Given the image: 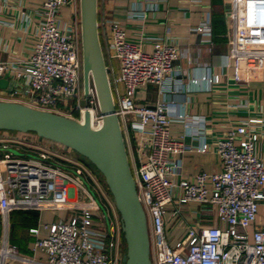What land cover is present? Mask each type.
<instances>
[{"label": "built area", "instance_id": "obj_1", "mask_svg": "<svg viewBox=\"0 0 264 264\" xmlns=\"http://www.w3.org/2000/svg\"><path fill=\"white\" fill-rule=\"evenodd\" d=\"M149 2L150 7L156 4V0ZM41 4L29 53L0 61V78L6 76L20 84V90L3 92L0 99L64 114L80 122L88 112L90 126L97 129L102 115L96 92L91 84L86 95L82 88L79 0H42ZM64 6L72 10L69 21L62 19L60 10ZM225 17L226 63L231 60L238 72L242 60H264V0H228ZM107 24L111 34L109 57L119 63L118 73L109 76L115 114L138 198L149 222L152 264H264V222H257L260 206L264 205V160L256 152L260 137L256 126L263 118H248L210 144L203 138V117L179 108L172 114L165 100L136 105V92H144L149 85L157 86L162 95L174 86L179 89L174 65L179 48L174 41L157 39L152 50L145 52L138 42L129 40L120 21L109 19ZM195 29L208 31L209 26L202 22ZM221 79L219 74L202 70L189 82L194 88L200 83L210 88ZM67 98H73L74 107L65 113ZM174 119L197 139L191 149L214 150L219 155L218 172L199 171L194 182L180 177L175 157L186 149L185 133L171 134L168 126ZM131 133L135 135L137 160L130 152ZM0 143L2 217L16 209L68 213L67 218L45 225L46 235L34 240L33 249L45 255L35 264H122L124 243L119 216L110 218L107 206L114 205L106 191L99 205L85 186L87 175L99 182L85 165L46 149L41 138L31 133L22 138L2 137ZM190 202L210 208L206 213L209 222L186 226L184 236L170 244L165 213L170 208L175 218L190 214ZM31 231L38 232L35 228ZM7 258L30 261L3 241L0 264Z\"/></svg>", "mask_w": 264, "mask_h": 264}, {"label": "crops", "instance_id": "obj_2", "mask_svg": "<svg viewBox=\"0 0 264 264\" xmlns=\"http://www.w3.org/2000/svg\"><path fill=\"white\" fill-rule=\"evenodd\" d=\"M150 0H97L98 31L108 74L118 73L117 59L110 58V30L107 20H118L129 40L138 42L145 52H150L154 40L174 41L179 48L174 65L177 69V82L166 95L158 93L157 86L149 85L144 92H136V105H154L165 100L170 113L178 108L186 113L204 118V140L210 144L214 139L248 118H263L256 127L260 137L256 152L264 160V60H242L238 72H235L231 60L226 63L228 52L227 23L225 13L228 0H156L153 7ZM42 0H0V61L25 57L35 41L38 28V14ZM62 19L69 21L73 17L70 7L60 10ZM209 26L208 31L195 28L200 23ZM205 71L219 74L221 81L208 88L200 83L194 88L189 78ZM12 79V78H11ZM13 81H16L12 79ZM176 89V90H175ZM0 89V94L7 92ZM21 95L24 94L21 92ZM172 135L185 133V151L175 159L180 168V177L194 182L199 171L208 173L220 170V157L214 151L198 152L190 148L197 139L188 135L179 120L169 123ZM7 136L25 137L24 133L0 131V138ZM135 135L131 133L130 152L137 160ZM1 145V143H0ZM0 147V155H1ZM108 207L110 218L118 217L117 211ZM190 214L173 217L171 210L165 213L167 222L166 236L174 244L186 231V226L208 223L206 215L210 208L196 202L188 203ZM67 213L56 217L50 209L12 210L6 218L0 214V249L3 241L13 246L18 255L30 259L23 262L17 258H7L4 264H35L45 259L38 249L34 250L36 237L45 236V225L58 219H64ZM258 223L264 222V205L260 206ZM37 229L35 234L31 229ZM252 231V227L248 228Z\"/></svg>", "mask_w": 264, "mask_h": 264}, {"label": "water", "instance_id": "obj_3", "mask_svg": "<svg viewBox=\"0 0 264 264\" xmlns=\"http://www.w3.org/2000/svg\"><path fill=\"white\" fill-rule=\"evenodd\" d=\"M97 0H79L82 88L93 86L101 126H90L89 113L80 122L64 114L0 99V131L34 133L83 156L102 175L119 215L125 242L122 264H152L145 211L138 198L115 105L98 31ZM0 89L20 90L17 81L3 76Z\"/></svg>", "mask_w": 264, "mask_h": 264}, {"label": "rangeland", "instance_id": "obj_4", "mask_svg": "<svg viewBox=\"0 0 264 264\" xmlns=\"http://www.w3.org/2000/svg\"><path fill=\"white\" fill-rule=\"evenodd\" d=\"M78 17H79V13H78ZM119 88L121 89V86H119ZM81 104H84V101L83 100H81ZM73 107H74L73 98H67V99H65V111L64 112L66 113V111H69V112L72 111L73 110ZM41 140H42V143L44 144V147L46 149H50V150H52L54 152L59 153L60 155H62L64 157L70 158L72 163H76V161H80L81 164L85 165L89 169V171L92 173V175L94 176V178L97 179L99 182L97 184L93 179H91L90 176L87 175L86 178L84 177V184L92 192V194L94 195V197L97 199L99 205H102L101 200L104 198V196L102 195V193L104 195H106L104 191H106L107 195L111 198L110 193L106 189L105 185L102 184V181L99 178L98 174L92 170V167L88 165L89 163H88V161L86 159H82L81 160V158L77 155L76 152H74L72 150L70 151L65 146H60V144H58V143H56L54 141H51V140H48V139H45V138H41ZM11 150L14 153H16V154H19L18 151L14 150V149H11ZM31 155H33V154H31ZM51 211H53L55 213L56 217H61L64 214L67 213V211L58 210V209L51 210ZM67 215H68V213H67ZM67 215H66V217H67ZM147 222H148V220H147ZM148 230H149V222H148ZM168 241H169V239H168ZM124 251H125V247H124ZM150 257H151V255H150Z\"/></svg>", "mask_w": 264, "mask_h": 264}, {"label": "trees", "instance_id": "obj_5", "mask_svg": "<svg viewBox=\"0 0 264 264\" xmlns=\"http://www.w3.org/2000/svg\"><path fill=\"white\" fill-rule=\"evenodd\" d=\"M9 132H11V133H17V132H15V131H9ZM18 133H22V132H18ZM27 133H31V132H27ZM26 133V134H27ZM31 134H34V133H31ZM35 135V134H34ZM39 138H41V137H39ZM61 145V144H60ZM61 146H63V145H61ZM67 148V147H66ZM68 150H70L71 151V149H69V148H67ZM73 151V150H72ZM75 152V151H74ZM77 155L81 158V160L82 159H85L83 156H81V155H79L78 153H77ZM89 166H91L92 167V170L94 171V172H96L97 174H98V176H99V178L101 179V181L104 183V180H103V177H102V175L100 174V172L92 165V164H88ZM104 185H105V183H104ZM105 187H106V185H105ZM106 189H107V187H106ZM108 190V189H107ZM109 192V191H108ZM122 241H123V243H124V247H125V242H124V239H123V235H122Z\"/></svg>", "mask_w": 264, "mask_h": 264}]
</instances>
